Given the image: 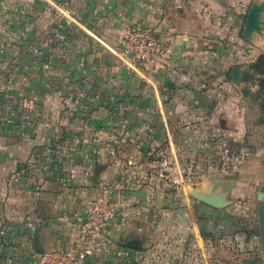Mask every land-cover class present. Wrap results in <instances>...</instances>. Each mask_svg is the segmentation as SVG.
Masks as SVG:
<instances>
[{
	"label": "crops",
	"instance_id": "0c3cea01",
	"mask_svg": "<svg viewBox=\"0 0 264 264\" xmlns=\"http://www.w3.org/2000/svg\"><path fill=\"white\" fill-rule=\"evenodd\" d=\"M246 3L0 0V264H42V252L73 246L103 183L116 216L83 264H179L184 254L153 253L173 235L161 226L166 216L188 219L187 242L204 240L196 214L226 207L188 187L239 199L237 180L217 173L214 157L242 141L246 123L209 86L237 87L228 73L244 67L231 64V48L255 37L240 26ZM132 24L167 38L159 61L124 59L120 40ZM148 154L166 164L165 179L190 182L180 208L144 165Z\"/></svg>",
	"mask_w": 264,
	"mask_h": 264
},
{
	"label": "rangeland",
	"instance_id": "374dc122",
	"mask_svg": "<svg viewBox=\"0 0 264 264\" xmlns=\"http://www.w3.org/2000/svg\"><path fill=\"white\" fill-rule=\"evenodd\" d=\"M247 1L245 8L248 10L251 5L262 7L260 29L253 33L255 34L253 44L250 45L246 41L240 40V43H236L231 48V64L242 65L251 74V77L237 87L231 84L224 86L223 83L209 86L212 91L216 92L215 97L217 93L222 96L224 94L227 97L224 102L228 104L229 109L237 110L243 115L246 123L247 133L242 136L241 142L239 136L236 139L229 135L219 137L221 141L235 140L240 143L220 149V155L214 157L217 173L237 180L239 199L230 202L226 210L224 209L225 211L218 215L200 212L196 214L199 227L203 228L204 233L207 234L198 245L187 242L190 234L188 219L180 221V218L173 219V215L161 218V222H163L161 226H170L173 235L170 242L166 241L169 244L166 250L161 241V246L153 250V253L156 256L162 255L165 251L170 254H184L181 264H264V252L261 250L256 210L258 194L264 193V114L260 107L263 100V95L260 93V78H262L264 68L259 69L257 65L255 66L259 56L264 52V0ZM243 23L244 19L240 26ZM137 27L149 28L132 24L127 26L125 31ZM245 48L252 50L251 54L244 55ZM114 53L117 56L116 52ZM117 57L125 68L130 69L119 55ZM127 61L135 62L129 59ZM225 79L227 78L225 77ZM243 140H247L253 148L244 147ZM244 160L249 161L248 165L242 162ZM159 179L157 182L164 193L172 196L171 203L175 209L180 208L182 198L178 191L181 188L184 189L185 184L190 182L185 179L178 181L173 178L165 179V176ZM161 180L166 181L161 182ZM168 198L170 197H165V203L162 201V204L169 205ZM260 200L264 202V198ZM174 231L180 233L183 231L185 235L182 238L176 237ZM155 263L163 264V261L155 260Z\"/></svg>",
	"mask_w": 264,
	"mask_h": 264
},
{
	"label": "built area",
	"instance_id": "2783aa9c",
	"mask_svg": "<svg viewBox=\"0 0 264 264\" xmlns=\"http://www.w3.org/2000/svg\"><path fill=\"white\" fill-rule=\"evenodd\" d=\"M121 53L126 60H134L141 64L159 61L168 48V40L155 33L151 28H130L120 40ZM150 174L162 178L167 168L159 156L148 154L144 159ZM116 216L112 201V189L103 183L99 194L93 198L87 208L86 215L77 228V238L68 249H50L41 253L42 264H83L92 251L93 244L100 238L101 232Z\"/></svg>",
	"mask_w": 264,
	"mask_h": 264
},
{
	"label": "water",
	"instance_id": "95a60500",
	"mask_svg": "<svg viewBox=\"0 0 264 264\" xmlns=\"http://www.w3.org/2000/svg\"><path fill=\"white\" fill-rule=\"evenodd\" d=\"M261 11V6H250L243 27V36L245 38L249 39L255 31H259L261 25ZM228 77L233 84L238 86L243 82L249 80L251 74L245 69L235 66L230 69ZM188 189L198 200L215 208H225L230 204V201L227 198L223 197V195L221 194L206 195L199 193L197 190H193L191 187H188ZM262 198H264V193H259L258 200L256 202V210L261 250L264 252V202L260 200Z\"/></svg>",
	"mask_w": 264,
	"mask_h": 264
},
{
	"label": "trees",
	"instance_id": "16d2710c",
	"mask_svg": "<svg viewBox=\"0 0 264 264\" xmlns=\"http://www.w3.org/2000/svg\"><path fill=\"white\" fill-rule=\"evenodd\" d=\"M256 65L259 69H261L262 67L264 68V52L261 54V56H259L257 63H255V66ZM260 93H261V95H263V100L261 102L260 107H261V111L264 114V73H262V78H260ZM257 226H258V224H257Z\"/></svg>",
	"mask_w": 264,
	"mask_h": 264
}]
</instances>
